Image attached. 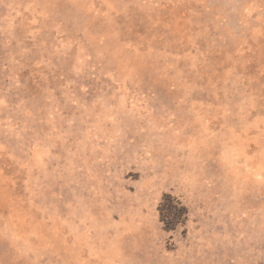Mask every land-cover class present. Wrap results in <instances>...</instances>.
Segmentation results:
<instances>
[{
  "label": "rangeland",
  "instance_id": "374dc122",
  "mask_svg": "<svg viewBox=\"0 0 264 264\" xmlns=\"http://www.w3.org/2000/svg\"><path fill=\"white\" fill-rule=\"evenodd\" d=\"M0 264H264V0H0Z\"/></svg>",
  "mask_w": 264,
  "mask_h": 264
},
{
  "label": "trees",
  "instance_id": "16d2710c",
  "mask_svg": "<svg viewBox=\"0 0 264 264\" xmlns=\"http://www.w3.org/2000/svg\"><path fill=\"white\" fill-rule=\"evenodd\" d=\"M168 198H169L170 201H172V200H171L172 197H168ZM179 205H181V204L179 203ZM171 206H172V205H171ZM180 209H182L183 211H184V210H185V211L187 210L184 206H181ZM168 210L172 211V209H168ZM182 215H183V214H182ZM182 215H181V216H182ZM163 221H165V220L163 219ZM169 226H170V225H169Z\"/></svg>",
  "mask_w": 264,
  "mask_h": 264
}]
</instances>
